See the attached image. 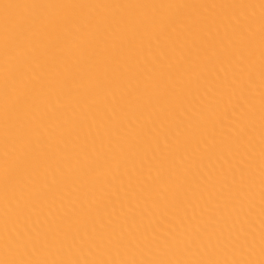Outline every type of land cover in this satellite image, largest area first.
Masks as SVG:
<instances>
[{
	"label": "bare ground",
	"instance_id": "obj_1",
	"mask_svg": "<svg viewBox=\"0 0 264 264\" xmlns=\"http://www.w3.org/2000/svg\"><path fill=\"white\" fill-rule=\"evenodd\" d=\"M0 264H264V0H0Z\"/></svg>",
	"mask_w": 264,
	"mask_h": 264
}]
</instances>
